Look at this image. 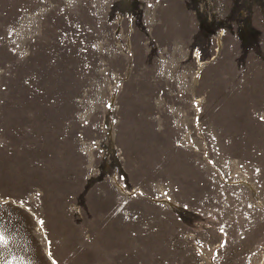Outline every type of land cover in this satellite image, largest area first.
I'll use <instances>...</instances> for the list:
<instances>
[{"label": "rangeland", "instance_id": "1", "mask_svg": "<svg viewBox=\"0 0 264 264\" xmlns=\"http://www.w3.org/2000/svg\"><path fill=\"white\" fill-rule=\"evenodd\" d=\"M38 2L0 0L36 6L0 29V264H264V0Z\"/></svg>", "mask_w": 264, "mask_h": 264}, {"label": "crops", "instance_id": "2", "mask_svg": "<svg viewBox=\"0 0 264 264\" xmlns=\"http://www.w3.org/2000/svg\"><path fill=\"white\" fill-rule=\"evenodd\" d=\"M40 2H41V0H39V2H38L36 5H38ZM34 7H36V6H32V8L30 7L31 9H28L27 12H29L30 10H32ZM3 10H4V11H7L6 9H3ZM27 12L14 13L13 15H11L12 17H11L8 21H11V25H12V24H13V21H14V19H15V15H17V14H25V13H27ZM0 14H1V15H4V16H5L4 18L7 17V14H5L4 12H2V13L0 12ZM11 25H10V26H11ZM10 26H7V25H6V22H1V21H0V29L5 28V27H6V28H9ZM16 89H17L16 92H14L13 94H16V95H18V96H19L21 93H22V94H26V93H27V94H30V90H29V91L27 90L28 92H25V90H21V89H25V88H21V89H20V88H16ZM20 91H21V92H20ZM0 96H2V95H0ZM1 100H2V98L0 97V101H1ZM22 100L24 101V99H21V101H22ZM3 101H4V100H3ZM11 101L18 102L19 99H18V98H16V99H15V98H14V99L12 98ZM0 105L2 106V101H1V104H0Z\"/></svg>", "mask_w": 264, "mask_h": 264}, {"label": "snow or ice", "instance_id": "3", "mask_svg": "<svg viewBox=\"0 0 264 264\" xmlns=\"http://www.w3.org/2000/svg\"><path fill=\"white\" fill-rule=\"evenodd\" d=\"M4 237L2 234H0V241H3Z\"/></svg>", "mask_w": 264, "mask_h": 264}]
</instances>
